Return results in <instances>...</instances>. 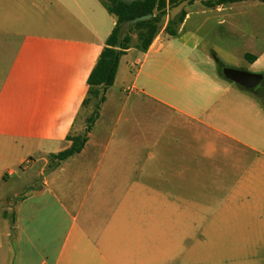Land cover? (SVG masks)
<instances>
[{
	"label": "crops",
	"instance_id": "0c3cea01",
	"mask_svg": "<svg viewBox=\"0 0 264 264\" xmlns=\"http://www.w3.org/2000/svg\"><path fill=\"white\" fill-rule=\"evenodd\" d=\"M239 5L257 14L246 70L264 76V2L195 1L176 37L166 21L123 56L137 73L120 60L85 147L53 165L85 131L117 19L102 0H0V264H197L199 248L260 249L242 261L264 263V92L223 78V56L187 29L219 17L246 38ZM39 162L22 185L17 168Z\"/></svg>",
	"mask_w": 264,
	"mask_h": 264
},
{
	"label": "trees",
	"instance_id": "16d2710c",
	"mask_svg": "<svg viewBox=\"0 0 264 264\" xmlns=\"http://www.w3.org/2000/svg\"><path fill=\"white\" fill-rule=\"evenodd\" d=\"M102 1L109 13L116 17L117 21L88 79L89 91L84 104L86 106L91 103L93 98L96 99L94 110L88 119L85 131L81 134H71L67 137V140L71 142V146L57 155H51L50 158L53 161V165L55 161L56 164H59L83 150L88 140V134L98 118L101 106L105 101L106 92L115 82L121 57L131 49L146 53L159 35V32L163 29L162 22L168 15V11L180 2V0H160L158 10L161 11L168 7V11L156 15L150 20L139 22L122 33V26L127 21L151 14L157 0H138L132 3H126L123 0ZM241 1L245 0H216L203 2V4L214 7ZM260 1L264 2V0ZM193 2L195 0H192L190 5ZM186 16L187 11L184 10L175 20H168L164 29L165 32L171 37H176L179 26L184 22ZM224 67L223 64L219 63L220 75L223 78L225 77L221 73V69Z\"/></svg>",
	"mask_w": 264,
	"mask_h": 264
},
{
	"label": "rangeland",
	"instance_id": "374dc122",
	"mask_svg": "<svg viewBox=\"0 0 264 264\" xmlns=\"http://www.w3.org/2000/svg\"><path fill=\"white\" fill-rule=\"evenodd\" d=\"M199 1V0H195ZM244 12L241 10H238L239 8L242 9V6H235L233 8V11L229 13V17L231 20H235V22L243 23L244 25V33L246 38L237 31H232L230 27L228 26H218L216 25L217 18L214 17L210 18L209 20H205V17H201L198 22H196V18H193L188 25L187 29L190 30L193 27L199 28V35L204 39L202 42V47L209 50L210 48H214V50H217L218 53L223 56L222 60H224V66L238 69V70H245L248 68V65L246 63V59L244 57V54L247 50H249V44L246 43L247 36L254 34L256 32L254 26H253V20L256 14V11L248 9V6H243ZM186 9H189L186 8ZM190 10V9H189ZM167 15L162 22V26L165 25L166 21H168ZM208 21L205 27L203 26L204 22ZM196 22V23H195ZM200 24V25H199ZM199 25V26H198ZM215 32H217L219 35H216ZM235 33V34H234ZM240 35V36H239ZM135 42V41H134ZM125 56V55H123ZM123 56L120 60H122ZM122 63V69L127 73L128 76H130L131 79H133L134 75L138 71V67L134 68L130 74V72L127 71V59L123 58ZM250 72V71H248ZM253 73V72H251ZM114 91V90H113ZM130 92V85L127 86V89L125 90L124 98L126 96H132L129 94ZM264 90H258L260 95L263 94ZM114 96L120 97V94L118 92H112ZM248 95H251L250 93H247ZM252 96V95H251ZM133 97V96H132ZM94 103H96V99H92L91 103L87 105V109L83 113L84 117V126L85 129L88 125V119L91 116L93 110H94ZM41 153H37L34 157L35 159H39L41 157ZM29 161L31 159H28ZM42 163L39 162L35 165L32 164H24L21 167L17 168V171L20 174V178L22 179V185H25L29 182H31L33 179H40L39 178V170L41 168ZM23 167H28L30 170L24 171L22 170ZM260 251V249H254V248H235V249H209V248H199L197 250V264H260V263H244L243 256L249 255L254 253V251ZM264 250V249H261ZM264 256V251H263ZM261 256V253L258 254V257ZM264 264V263H262Z\"/></svg>",
	"mask_w": 264,
	"mask_h": 264
},
{
	"label": "water",
	"instance_id": "95a60500",
	"mask_svg": "<svg viewBox=\"0 0 264 264\" xmlns=\"http://www.w3.org/2000/svg\"><path fill=\"white\" fill-rule=\"evenodd\" d=\"M126 3H132L138 0H123ZM192 0H180V2L168 11V7L159 11L158 6L160 0L156 1L154 10L151 14L138 17L127 21L122 26V33H124L131 26L152 19L154 16L161 14L164 11H168V20H175L191 3ZM201 2L216 1V0H199ZM223 76L230 82L241 87L245 91L255 92L261 85L264 87V76L258 73H251L245 70H238L229 67H224L221 69Z\"/></svg>",
	"mask_w": 264,
	"mask_h": 264
},
{
	"label": "flooded vegetation",
	"instance_id": "af4514ba",
	"mask_svg": "<svg viewBox=\"0 0 264 264\" xmlns=\"http://www.w3.org/2000/svg\"><path fill=\"white\" fill-rule=\"evenodd\" d=\"M259 88H260V89H263V86L261 85Z\"/></svg>",
	"mask_w": 264,
	"mask_h": 264
}]
</instances>
